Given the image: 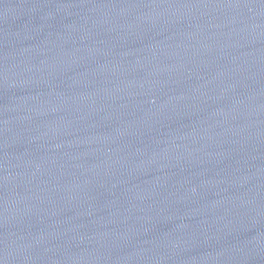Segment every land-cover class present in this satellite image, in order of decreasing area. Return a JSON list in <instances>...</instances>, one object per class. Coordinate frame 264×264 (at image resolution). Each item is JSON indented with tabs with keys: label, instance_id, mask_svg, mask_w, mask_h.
I'll use <instances>...</instances> for the list:
<instances>
[{
	"label": "water",
	"instance_id": "1",
	"mask_svg": "<svg viewBox=\"0 0 264 264\" xmlns=\"http://www.w3.org/2000/svg\"><path fill=\"white\" fill-rule=\"evenodd\" d=\"M0 264H264V0H0Z\"/></svg>",
	"mask_w": 264,
	"mask_h": 264
}]
</instances>
